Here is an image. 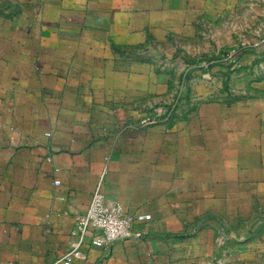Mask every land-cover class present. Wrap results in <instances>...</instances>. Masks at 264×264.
Returning a JSON list of instances; mask_svg holds the SVG:
<instances>
[{
    "label": "crops",
    "instance_id": "1",
    "mask_svg": "<svg viewBox=\"0 0 264 264\" xmlns=\"http://www.w3.org/2000/svg\"><path fill=\"white\" fill-rule=\"evenodd\" d=\"M205 5L0 0V264H62L98 185L152 218L73 264H264V73L195 59Z\"/></svg>",
    "mask_w": 264,
    "mask_h": 264
},
{
    "label": "rangeland",
    "instance_id": "2",
    "mask_svg": "<svg viewBox=\"0 0 264 264\" xmlns=\"http://www.w3.org/2000/svg\"><path fill=\"white\" fill-rule=\"evenodd\" d=\"M216 1L204 0L209 5H205L202 24L208 41L215 45L219 38V45L195 59L209 66L217 61L226 62L253 75L264 73V0H219V10L215 11L211 5L216 9ZM215 16L217 19L213 21ZM245 52H253L254 57L241 61L239 57Z\"/></svg>",
    "mask_w": 264,
    "mask_h": 264
},
{
    "label": "built area",
    "instance_id": "3",
    "mask_svg": "<svg viewBox=\"0 0 264 264\" xmlns=\"http://www.w3.org/2000/svg\"><path fill=\"white\" fill-rule=\"evenodd\" d=\"M236 59L237 57L233 61ZM155 120L156 117H146L141 123L149 124ZM151 218L150 212L130 213L121 201L107 200L98 185L92 193L87 209L76 216L72 234L77 239L71 242L69 249L59 261L62 264H73L74 258L84 256L81 247L87 239L95 245H108L116 239L129 237L133 233L132 226L136 221Z\"/></svg>",
    "mask_w": 264,
    "mask_h": 264
}]
</instances>
